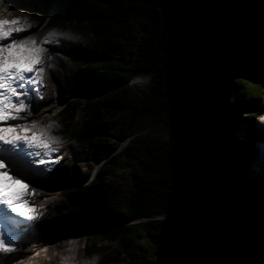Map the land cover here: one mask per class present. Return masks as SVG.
<instances>
[{
  "label": "trees",
  "instance_id": "obj_1",
  "mask_svg": "<svg viewBox=\"0 0 264 264\" xmlns=\"http://www.w3.org/2000/svg\"><path fill=\"white\" fill-rule=\"evenodd\" d=\"M30 3L29 29L43 25L42 38L50 30L72 38L49 45L56 83L68 89L83 78L85 87L104 91L69 99L37 122L44 129L51 122L57 151H71L68 180L69 167L89 153H114L94 174L77 176L88 182L64 189L68 208L59 229H98L85 264H109L118 254L126 264H264V175L238 179L244 152L264 150L254 143L264 132V0ZM141 76L146 86L133 89L131 81ZM149 119L178 123L179 138L197 145L203 176L170 140L135 134ZM237 124L246 132L243 148L234 137ZM125 170L130 187L114 194L109 177ZM163 215L182 218L188 238L170 220L153 219ZM147 217L153 218L139 221ZM112 222L119 223L104 227Z\"/></svg>",
  "mask_w": 264,
  "mask_h": 264
},
{
  "label": "rangeland",
  "instance_id": "obj_2",
  "mask_svg": "<svg viewBox=\"0 0 264 264\" xmlns=\"http://www.w3.org/2000/svg\"><path fill=\"white\" fill-rule=\"evenodd\" d=\"M8 2L9 6L7 8V11L9 13H15L17 17H25L26 13H28L29 11V7L31 4L30 0H9ZM58 6H60V4L59 2H56L53 6V9L58 8ZM43 34H45V29L42 25L31 29L28 28L26 32L20 33L19 37L25 38L31 36V38L39 42ZM43 46L46 47L48 51L42 54V65H37V67L42 66L45 69V73L43 75L41 74L40 82L42 83V85H47L52 89V98L43 105L40 104L38 106H35V109L37 110L34 114H28L27 116H25L26 122L29 123L32 121L44 123L46 120L52 118L58 112L59 108L63 106L69 99L79 97L83 101H86L89 98H92L98 94L100 95L104 92L99 90L95 91L96 89L85 87L86 83L83 78L74 79L72 82H70L68 89L61 88L52 78L53 76L48 70V66L50 63V46ZM9 54L13 56L19 55L14 50ZM34 67H36V65ZM132 82L133 81H131L133 89L139 90L140 88H144L146 86L148 79H143L141 77L140 79H135L134 84ZM35 87L39 92L38 87L36 85ZM38 94L39 96H42V99H44V97L46 96L41 95L40 92ZM231 96L232 95H230V97ZM239 114L244 116L242 112H240ZM249 114L257 115V111L250 112ZM77 117L79 118V120L82 119L83 114L81 110L78 112ZM182 117L183 116H181V118ZM225 122H227V120ZM225 122L223 123L224 126H222L224 129L228 127ZM113 126L114 130H117L119 129L120 124H116ZM185 129L186 131L191 132L196 137L199 135V133L192 130L191 128ZM234 129V137L236 138V141L241 142L243 148V143L247 141L246 132L243 130V125L237 124L236 128ZM138 133H141V135L145 136L156 135L170 140V142H172L175 146L179 147L183 151V155L190 164L191 170L193 172L200 171V165L195 157L197 145L193 143L190 137L184 136L182 138H179L181 135V129L178 127V123H173L172 125L164 122L156 124L153 119H149L140 124L139 130H137L135 134ZM249 133H253V131H249ZM8 134L10 133H6L5 135ZM128 142L129 139L126 138L119 144L118 150L127 145ZM254 143L257 148L264 147V132L261 133L260 140ZM113 154L114 153L112 151L98 152L97 150L89 153L85 160H81L80 165H76V167L68 166V172L70 171V173L73 175V177L69 180L64 168V166H67L68 164L67 161H69L72 157V153L68 148L50 153V156L48 158H45L46 161H52L50 162L51 164L47 163V167H38L28 164L27 160L35 159L34 156L25 160L24 168L27 169L28 167L33 166V168L35 169L34 173H39V175L42 177L40 180L41 185L36 181L34 182L36 190L34 188H31L32 190H30L33 194H44L43 197L37 198L38 201H36V203L38 209L45 204H52V206L49 207L50 218H41L38 222H36L35 227L28 226V223L25 224L27 225L28 229L27 233L24 235L21 234L19 236L22 239L19 240V243L13 254L15 258L9 259L8 264H85L86 245L92 238L93 232H96L98 229H78L70 232L62 231L59 229L60 226H63L64 222H66V208H68V205L67 203H65V199L63 197L64 189L76 184H84L88 182L89 179L82 181L79 180L77 176L83 172L93 173V171H98L102 168L105 160ZM242 159L245 163L246 170L245 173H242V175L238 174V179L241 181V183L247 181V179H249L253 175V179L257 176L264 175V150L263 152L258 154L252 151L244 152V154L242 155ZM54 163L55 166H53V172L49 171L48 168H50V165ZM17 178L18 182L14 184V188L18 187V189L16 188V192H25L26 190L25 188H23V186L25 184L30 185L29 180H21L20 176H18ZM130 181L131 174L126 170L117 173L115 176L109 177L111 190L114 194H123L124 191H127L130 187ZM21 183L23 186L21 185ZM25 209L30 211L33 209V206H29ZM151 218L153 217H147L145 219L142 218L139 221H146ZM159 218L170 220L174 223L175 228L179 233L184 236H188L186 230L183 228L185 222L182 220V218L176 216H167L154 217L153 219ZM118 223L119 222L107 223L104 225V227H112ZM105 245L109 246L110 248H118L117 244H110L109 242H106ZM123 259V254H118V260L115 259L112 263L109 264H126ZM2 263H4V258L0 257V264Z\"/></svg>",
  "mask_w": 264,
  "mask_h": 264
},
{
  "label": "snow or ice",
  "instance_id": "obj_3",
  "mask_svg": "<svg viewBox=\"0 0 264 264\" xmlns=\"http://www.w3.org/2000/svg\"><path fill=\"white\" fill-rule=\"evenodd\" d=\"M31 26L28 17H0V257L4 258V264L15 258L13 254L19 243L22 226L28 223V226L35 227L40 220L39 215L20 211L21 208L29 207L26 193L6 194L7 183L18 182V176L21 180L31 182L30 177L22 176L25 160L35 156V159H28L27 163L47 167L45 158L56 152L60 144L58 138L49 135L51 122L47 129H43L35 121L26 122L22 115L29 110L32 99H42L35 85L40 82L44 69L34 66L42 65V54L48 51L43 45L72 39L55 30H50L39 42L31 36L19 37ZM13 50L19 55H10ZM30 73L35 75L30 76ZM260 120L264 121V116ZM24 188L27 189L28 184Z\"/></svg>",
  "mask_w": 264,
  "mask_h": 264
},
{
  "label": "bare ground",
  "instance_id": "obj_4",
  "mask_svg": "<svg viewBox=\"0 0 264 264\" xmlns=\"http://www.w3.org/2000/svg\"><path fill=\"white\" fill-rule=\"evenodd\" d=\"M9 0H0V17H2V18H5V19H12V18H14V17H17V15L15 14V13H9L8 11H7V8H8V6H9V2H8ZM15 11V10H14ZM19 17V16H18ZM30 76L31 75H35V73H30L29 74ZM134 81L135 80H133V84H134ZM37 87H38V90H39V92L41 93V95H46L45 97H44V99H32V104H31V106H30V108H29V110L27 111V112H25V113H22V115H24V116H27L28 114H29V112H30V114H34L35 112H36V110L37 109H35V106H38V105H43V104H45L48 100H50L51 98H52V95H51V92H52V89L49 87V86H47V85H42V83L40 82V83H38L37 85H36ZM38 92V93H39ZM9 136H11L12 134L10 133V134H8ZM35 157V156H34ZM36 158V157H35ZM50 162H52V161H46V163H50ZM51 164V163H50ZM53 166H55V163L54 164H52V165H50V168H48L49 169V171H52L53 172ZM22 171V176H28V177H30L31 178V182H38L39 184H40V180H41V176L39 175V173H34V171H35V169L33 168V166H31V167H28L27 169H25L24 168V170L22 169L21 170ZM11 174V173H10ZM21 178V177H20ZM6 179V178H5ZM18 179V178H17ZM25 181H27V180H25ZM22 182V181H21ZM23 183V182H22ZM22 183H21V185H22ZM10 186L12 187L13 186V183L12 182H10ZM41 185V184H40ZM23 186V185H22ZM17 189H18V187H16ZM23 188H24V186H23ZM32 188V186H30V185H28V188L27 189H25L26 191H25V193H26V195H25V199L27 200V202H28V204H29V206H33V209H35V212L33 213V209L32 210H26V209H24V208H28V207H24L23 209H24V212L26 213V214H36V215H39L40 216V219L41 218H50L49 217V207H51L52 206V204H45V205H43L42 207H40L39 209H38V207H37V203H36V201H38L37 200V198H41V197H43L44 196V194H33V193H31V191L30 190H32L31 189ZM15 191V190H14ZM14 191H11V193H14ZM46 194V193H45ZM39 204V203H38ZM158 217H167V215H163V216H158ZM170 217H172V216H170ZM22 227H24V226H22ZM26 227H27V225H26ZM38 231V230H37ZM18 240H21L19 237H18ZM48 250V249H47ZM41 251V250H40ZM39 252V251H38ZM73 254V253H72ZM2 264H4V263H2Z\"/></svg>",
  "mask_w": 264,
  "mask_h": 264
},
{
  "label": "water",
  "instance_id": "obj_5",
  "mask_svg": "<svg viewBox=\"0 0 264 264\" xmlns=\"http://www.w3.org/2000/svg\"><path fill=\"white\" fill-rule=\"evenodd\" d=\"M197 151V150H196ZM196 157V156H195ZM197 159V158H196ZM197 161H198V159H197ZM198 163H199V161H198ZM199 165H200V163H199ZM200 168L202 169V167H201V165H200ZM200 169V171H196V172H193V173H199L201 176H203V172H202V170ZM187 232V231H186ZM188 234V233H187ZM182 235V234H181ZM184 236V235H183ZM186 238H188V236H185Z\"/></svg>",
  "mask_w": 264,
  "mask_h": 264
},
{
  "label": "clouds",
  "instance_id": "obj_6",
  "mask_svg": "<svg viewBox=\"0 0 264 264\" xmlns=\"http://www.w3.org/2000/svg\"><path fill=\"white\" fill-rule=\"evenodd\" d=\"M143 79H146L145 77L141 76Z\"/></svg>",
  "mask_w": 264,
  "mask_h": 264
}]
</instances>
